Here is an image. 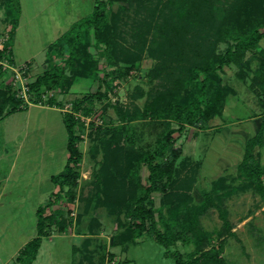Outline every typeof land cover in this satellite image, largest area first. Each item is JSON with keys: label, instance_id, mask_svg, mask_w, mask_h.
<instances>
[{"label": "trees", "instance_id": "1", "mask_svg": "<svg viewBox=\"0 0 264 264\" xmlns=\"http://www.w3.org/2000/svg\"><path fill=\"white\" fill-rule=\"evenodd\" d=\"M0 4L10 26L0 51L3 59L12 57L21 3L0 0ZM113 4H119L116 11L111 9ZM262 41L264 0H96L89 15L47 47L46 69L29 84L33 105L62 110L61 103L53 98L43 101L41 94L50 90L67 94L76 81L96 78L98 61L91 49L101 50L104 64L110 68L100 79L106 85L104 93L84 96L72 103L71 111H62L68 159L62 172L51 177L58 191L37 208L36 236L19 251L14 264H33L42 240L55 232L64 233L73 224L58 202L60 195L68 204L76 199L83 158L79 148L82 124L76 114L92 116L95 100L106 98L112 88L107 78L127 75L145 60L152 61L148 88L136 87L129 107H114L117 125H101L90 134V154L96 165L90 192L79 197L84 207L75 225H80L91 209H105L115 218L113 247L135 243L150 233L176 264H228L223 257L224 242L235 234L227 200L245 188H252L264 200V170L258 151L264 147ZM225 68H234L235 77L257 98L262 120L256 134L247 140L237 166L238 189L223 175L201 193L202 201L197 203L193 190L202 160L185 156L175 146L176 138L188 129L195 130L194 136L206 131L212 120L224 116L228 99L237 95V90L224 81ZM1 70L0 66V75ZM140 99L144 100L142 105L137 104ZM28 107L11 84L0 86V119ZM137 122L152 123L163 136L151 147L130 145L129 125ZM143 168L148 172L145 179ZM154 194H160L158 212L153 206ZM213 210L222 225L217 231H207L201 219ZM100 224L91 217L88 238L80 246L84 255L81 264H94L90 246ZM215 236L217 246L212 244ZM179 243L192 244L193 250L172 252L170 247ZM72 249L74 256L80 252L79 246Z\"/></svg>", "mask_w": 264, "mask_h": 264}, {"label": "rangeland", "instance_id": "2", "mask_svg": "<svg viewBox=\"0 0 264 264\" xmlns=\"http://www.w3.org/2000/svg\"><path fill=\"white\" fill-rule=\"evenodd\" d=\"M95 5L96 0H24L25 20L14 47L17 62L12 57H8L9 62L7 65L12 67V69L2 68L0 86L4 87L11 84L17 97L24 99L19 85H15L12 82V79H15V71H18L23 65L27 66V74L22 75V78L29 88V84L46 69V46L64 32L70 24L89 15ZM118 6L119 4H113L111 9L116 11ZM36 14L39 15L37 18H35ZM5 17V10L0 4V43L3 41V38H6L10 29ZM27 20H30L31 24ZM261 46L264 47V41L261 42ZM222 49L224 48L222 47ZM91 52L98 61L97 68L95 69L96 78L76 81L67 94H62L59 90L43 92L41 94L42 100L46 101L53 98L57 103L62 104L63 109L60 110L61 112L71 111L74 101H78L84 96L95 94L98 91L104 93L106 85L100 79L105 77L110 68L104 64L105 59L101 50L95 51L91 49ZM11 59L14 63L10 61ZM56 62L59 63L58 61ZM151 65V60H145L142 66L137 67L127 75L114 80H110V77H108L107 81L111 84L112 88L107 93L106 98L95 100L93 115L88 117L90 118L88 123L82 112L76 114V117L82 124V127L79 128V133L83 139L79 144L83 158L80 165V178L76 189V199L73 203L68 204L64 201L63 195H60L58 202V206L68 212L67 218L73 221V224L64 233L55 232L56 234H53L51 237L44 238L33 264L83 263L84 255L80 247L81 245H78L80 252L74 256L72 247L76 243L69 234L76 227L75 220L77 214L83 211L84 204L79 200V197H86L91 189L92 172L95 169L96 161L90 154V149L93 145L90 134L94 133V128L101 125L118 124L117 113L114 107H129L132 101L130 95L134 92L135 88L138 86L144 89L148 88L147 74ZM223 78L238 93L237 97L229 98L224 116L218 118L222 120L221 123L224 124V129L220 128L221 132L217 133H214V131H200L196 137L194 136L195 130L188 129L180 137L176 138L175 146L180 147L185 156H191L195 160H204L205 165L208 164L209 167H213L214 169L220 164H222V167L226 164L228 167L224 171L225 173L222 170H217L218 173L216 172L217 174L215 173L211 178L216 179L220 175H227L230 179L229 184L238 189L240 181L236 180L238 175L237 166L243 158L244 146L248 138L256 134V129L261 124L262 118L258 117V115L262 110L258 105L257 98L249 93L245 84L235 77L234 68H225ZM31 96V92H27L24 99L29 107L33 106L30 100ZM143 101V99L137 100V104L142 105ZM19 115L27 119V115L23 113ZM20 116H12L13 118L5 121L7 124L0 123V147L3 145V134L5 135V132H10L18 126L16 117ZM30 117L29 134L25 143V153L27 152V156H24L25 164L23 166L24 170H26V175L23 176V179L27 180L29 187H32L33 190L35 187L34 193H36V182H40L39 187L45 193L44 197H38L37 199L30 196L27 201L26 207L29 211V216L26 226L28 228L26 229L29 238H33L36 236V228L32 226L35 223V216L33 214V209L36 206L35 202L36 200L41 202V204L46 202L50 192L55 189L48 182L49 180H42V177H38L37 173L40 169L38 170L37 167L40 168L41 166V170H46L50 174L60 172L66 162L67 138L66 130L63 127L62 114L58 110L49 107H36L32 108L29 119ZM259 119L260 123L258 125L256 120ZM216 122L219 123L220 121ZM219 125L222 126V124ZM160 131L161 129L158 130L152 123H132L129 125V135L130 139H132L130 145L133 144L132 146L138 148L154 146L155 140L163 136ZM216 138H218L217 142ZM4 141V147L6 145L7 148H10L11 146L9 145L11 143H6V139ZM215 144L216 146H214ZM223 145H226L227 149L223 150L225 148ZM212 147L215 148V152H210ZM232 149L234 150L233 153ZM258 151L260 152V165L264 170V147L258 149ZM219 154L220 156L224 155L223 158L218 156ZM100 157L98 156V159ZM147 174L146 168H143L141 170L142 178L145 179ZM205 175V178L210 179L207 172ZM262 180L264 184V177ZM205 189L210 188L208 185H203L200 182L194 187L193 193L197 198L201 199V191ZM226 205L230 221L236 230L235 236L227 237L224 242L223 254H225L228 264H264V200L252 188H245L237 191L230 197ZM153 206L157 212L160 210V194H154ZM88 216V223L91 217L94 216L101 223L100 227L95 230V233H98L94 235L93 243L90 246L94 264H107V260L115 264L121 263V261H116L115 254L111 258V253L105 252L108 238L109 244H112V236L116 231L115 218L111 217L105 209H98L96 212L91 209ZM202 222L205 228L210 231H217L222 225L217 212H213L208 217H205ZM22 238L12 243L11 237H8L9 241L7 246H4L5 250L0 251V264H14L15 255L13 254L15 248H18L20 243L26 240L27 237L23 236ZM212 244L217 246L219 241L214 240ZM128 247V251L120 255L122 259L127 257L130 260L128 264H176L173 258L165 256L166 249L158 244L150 233L145 234L139 244H130ZM190 249L192 250L190 244L182 243L170 247L172 252H180L182 254L188 253Z\"/></svg>", "mask_w": 264, "mask_h": 264}, {"label": "crops", "instance_id": "3", "mask_svg": "<svg viewBox=\"0 0 264 264\" xmlns=\"http://www.w3.org/2000/svg\"><path fill=\"white\" fill-rule=\"evenodd\" d=\"M20 3H21L20 23H19L18 28L16 29L15 39H14L13 47H12V58L15 62H17V61L15 58L14 47L17 43L19 31L22 28L23 22L25 20L24 0H20ZM38 16L39 15L36 14L35 18H37ZM27 21L29 23L30 20H27ZM74 23L75 22L70 24V26H68V28H66V30L64 32H62L59 36H57V38H55L53 40V42H55L66 31H68ZM30 24H31V21H30ZM53 42H51V43H53ZM51 43H49L46 46V49ZM26 62H28V61H26ZM249 93H251V92H249ZM237 95H238V93H237ZM237 95H236V97H237ZM230 98H232V97H230ZM36 107L43 108V107H47V106L33 105V106L28 107L26 110L17 111V112H15L9 116L4 117L3 119H0V123L1 122L5 123L6 120L13 118L12 116H15V115L20 116L19 114H22V113L27 115V119H24L21 116L16 117L17 122H18V126L15 129H12V131H10V132H8V131L5 132V135L3 134V145L0 147V173H1L0 174V251L5 250L4 246H7V243L9 241L8 237H11L12 243H15L19 238L23 239L22 238L23 236L27 237L26 240H23L20 243V246L18 248H15V251L13 254V255H15V257L17 256L19 251L30 240H32L34 238V237L29 238L28 231L26 229V228H28L26 226H27V221H28V216H29V211L27 210V207H26L27 201L30 198V196L36 197V199H37L38 197H44V195H45L43 189H41L39 187V184H41L40 182H36V184H37L36 185V193H34L35 187L33 190L32 187H29L27 180L23 179V176L26 175V170H24V168H23V166L25 164L24 156L27 153V152L25 153V143L27 141L26 138L29 134V130H28L29 129V122L31 121V117L29 119V114H30L32 108H36ZM226 107H227V105H226ZM49 108H52L54 110L56 109L62 114V112L60 111L61 109H58L55 107H49ZM225 110H226V108H225ZM62 121H63V118H62ZM216 121H220V122L218 123ZM221 121L222 120H219L218 118L212 120L210 122V128L206 131L207 132L214 131V133L221 132L220 128L224 129L223 127H225V126H223L224 124L221 123ZM259 121H260V119L256 120L258 125L260 123ZM5 124H7V123H5ZM219 124H222V126ZM63 127L65 129L64 123H63ZM258 129H259V127H257L256 130L258 131ZM198 134L195 135V137L198 136ZM66 138H67V132H66ZM249 138H251V137H249ZM5 139H6V143L7 142L11 143L9 145V146H11L10 148H7L6 145L4 147V144H5L4 140ZM217 141H218V138H216V142ZM214 146H216V144ZM223 146L225 147L223 150L227 149L226 145H223ZM229 147H230V145H229ZM66 151H67V141H66ZM212 151L215 152V148L212 147L210 152H212ZM233 152H234V150L232 149V153ZM218 156H220V154ZM223 156H220V157L223 158ZM67 159H68V152H67V156H66V162H67ZM66 162L63 166V169L66 165ZM219 166H220V169H219ZM219 166L215 167V169H214L213 167H209L208 164L205 165L204 160H202V166H201L200 174H199V177H198L196 184L198 185L201 182L203 185H208V187L210 188L212 185V182L215 181L216 179H218L219 177L223 176V175L218 176L216 179H212L211 177L217 172V170H220V171L222 170V172L225 173L224 171L228 167V166H226V164H224L223 167H222V164H220ZM37 169L38 170L40 169L39 172L37 173L38 177H42V180H49L48 182H50L52 184V186H54L55 189H54V191L52 190L50 192V194L48 196L49 198L46 202L41 204V202H38V200H36V202H35L36 206L33 209V214L35 216V218H34L35 223L32 226H34V228H36V223H37V218H36L37 208L40 205L46 204L51 199L52 195L58 191L57 187L52 183L51 177L53 175H56V174L62 172V170H63L62 169L60 172H57L56 174H50L46 170L45 171L41 170L42 169L41 166H40V168L37 167ZM206 172L209 174L208 176H210V179L205 178ZM201 177H202V179H201ZM196 184H195V186H196ZM205 190H209V189H205ZM203 191L204 190H202L201 193ZM193 195H194V193H193ZM194 198H195L197 203H200L202 201V194H201V199L197 198L195 195H194ZM213 212H216V211L215 210L211 211L208 215L204 216L201 220L203 221V219L205 217H208ZM217 215H218V213H217ZM88 220H89V216L84 217L81 224L74 227L71 230V233L69 235L73 238L74 242L76 243L73 246L81 245L83 243V241L86 238H88V233H87ZM202 225H203V222H202ZM203 227L205 228L204 225H203ZM232 227H233L232 232L234 234H236V230H235L234 226H232ZM207 231H210V230H207ZM96 240H98V239H96ZM214 240L217 241L216 236L214 237ZM110 242H111V239H110ZM140 242H141V239L137 240L135 243H130V244L136 245V244H139ZM106 243H107V246L105 247V252L115 254L116 255V261H121V263H119V264H128L130 262V260L127 257H125L124 259H122L120 257L121 254L128 251V248H129L128 246L130 244L125 245L124 247H113L111 243L109 244V238H108V241ZM190 246H192V244H190ZM192 250H193V246H192ZM192 250L190 249L188 252H191ZM72 252H73V249H72ZM223 257L227 261L225 254H223ZM108 262H109V260H107V263Z\"/></svg>", "mask_w": 264, "mask_h": 264}, {"label": "built area", "instance_id": "4", "mask_svg": "<svg viewBox=\"0 0 264 264\" xmlns=\"http://www.w3.org/2000/svg\"><path fill=\"white\" fill-rule=\"evenodd\" d=\"M6 41V38H3V41H1L0 43V51L3 49L4 47V43ZM8 58H3V59H0V66H3L2 68L3 69H8V68H11L8 64ZM15 70V69H14ZM26 70H27V66L26 65H23V67H20L18 69V71H15L16 75H15V79H12V82L15 84V85H19V89H20V92L21 94H23L22 96L24 97V99L26 98V94L27 92L29 91V88L27 87V85L23 82V78H22V75H24L26 73ZM87 123L90 121V118L88 117H85ZM107 264H114L113 262H108Z\"/></svg>", "mask_w": 264, "mask_h": 264}]
</instances>
